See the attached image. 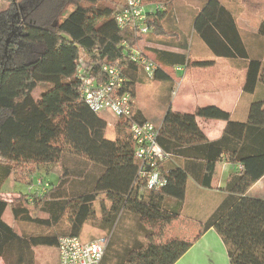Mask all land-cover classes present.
Masks as SVG:
<instances>
[{
	"label": "trees",
	"instance_id": "obj_1",
	"mask_svg": "<svg viewBox=\"0 0 264 264\" xmlns=\"http://www.w3.org/2000/svg\"><path fill=\"white\" fill-rule=\"evenodd\" d=\"M104 1L53 0L50 16L28 24L9 46L7 55L13 54L3 55L0 62V259L5 264H35L37 247L56 248L62 236L80 237L90 221L110 231L125 215L137 220L179 216L188 180L211 188L217 164L225 161L240 169L227 178L223 190L228 196L205 220L203 230L212 227L220 236L229 264H264V200L246 195L264 174V103L253 102L245 122L232 121L228 112L211 105L191 113L167 110L157 139L170 156L160 166L166 184L157 190L144 189L135 183L137 162L129 133L132 123L146 121L140 111L133 104L130 119L115 118L114 139L110 140L105 136L107 119L91 111L77 91L79 59L85 61L87 75L97 80L103 78L104 63L119 66L126 78L125 90L133 98L136 84L142 81L134 77L140 68L127 55L130 48L139 46L142 36L119 28L115 12L120 4L111 8L101 5ZM143 1L165 4L163 11L150 15L149 33L161 39L174 37L161 24L172 0ZM66 4L73 10L58 25L52 24ZM0 22L10 27L7 11L0 13ZM193 30L215 57L247 59L234 18L219 0H204ZM259 32L264 36V23ZM22 44L39 49L30 52L29 60L18 63L13 55ZM184 50L186 53L151 50L157 68L150 80L170 79L161 65H213L212 61H191L187 48ZM246 67L243 91L251 94L258 83L264 84V68L259 60H249ZM144 78L147 80L146 75ZM39 85L46 90L36 100L31 93ZM197 118L226 122L222 137L208 141ZM64 158L83 167L70 168ZM24 166H43L57 176V182L32 193L13 191L6 199L4 184ZM98 195H103L100 217L95 210ZM8 205L14 220L33 231L18 234L3 221ZM191 245L177 240L111 245L109 238L100 264H174Z\"/></svg>",
	"mask_w": 264,
	"mask_h": 264
},
{
	"label": "crops",
	"instance_id": "obj_2",
	"mask_svg": "<svg viewBox=\"0 0 264 264\" xmlns=\"http://www.w3.org/2000/svg\"><path fill=\"white\" fill-rule=\"evenodd\" d=\"M202 1L204 2V0ZM203 2L196 7H192L189 3L172 0L170 7L161 20V24L174 37H170L172 41L169 43L167 40H164L167 37H162V41L158 40L161 37H156V41H153L150 37L151 33H148L144 35L148 38L145 46L147 50L150 53L153 49L172 53H184V48L186 47L185 41L191 34L194 35L196 33L193 30V21L201 9ZM219 2L234 18L247 59L224 58L222 63H218L219 57H215L212 52V58H209V60H199L201 56H194L196 58L193 59L190 57L191 52L189 49L186 50L188 58L191 61H212L213 65L210 67L219 68L220 71H224V86L221 83L217 85L220 88L224 87V90L209 88L203 90L201 93H198L199 90L192 92L190 98L185 100L188 104L186 103L182 106L186 110H181L179 106L178 110L173 112L191 113L197 107L211 105L228 112L232 121L245 122L250 105L256 101L264 103V84L258 83L251 94L243 91L247 74L246 66L249 60H259L262 68H264V36L259 32L260 25L264 23V0H219ZM147 56L149 55L147 54ZM161 66L168 73L169 77V72L184 73L187 69H191L183 66ZM195 68L201 69L199 67ZM141 76L145 77L143 71L141 69L136 70L134 77L140 79ZM219 77L222 78L223 76ZM205 88L207 87L204 86ZM206 96L212 97L218 102H207L209 100ZM134 105L146 121L156 123L157 125L161 124L165 113L169 110L166 108L167 106L162 105L160 115L146 114L137 108L135 97ZM101 114L99 115L102 116ZM196 123L210 142L219 140L226 126V122L224 121L207 118H197ZM238 169L239 165L237 164L225 161L219 162L216 166L211 188L209 189L202 188L194 180L189 179L186 185L182 211L179 216L163 220L142 217L137 220L129 215H125L118 223L116 222L117 224L113 226L108 234L109 238H111V245L116 244L118 236H123L124 244L127 245L126 242L130 238L127 233L131 229L129 228L130 224L134 223L141 234H143L142 238L138 239L141 243L163 244L177 240L192 244L174 264H229L224 242L212 227L204 231L203 223L226 200L228 193L223 190L226 180L229 175L236 173ZM49 180V184H54L50 178ZM44 183L48 184L47 182ZM246 195L251 198L264 200V174L249 188ZM147 232L150 234L147 235ZM120 241L121 239L119 243H122ZM53 249L56 254L54 264H58L57 249Z\"/></svg>",
	"mask_w": 264,
	"mask_h": 264
},
{
	"label": "rangeland",
	"instance_id": "obj_3",
	"mask_svg": "<svg viewBox=\"0 0 264 264\" xmlns=\"http://www.w3.org/2000/svg\"><path fill=\"white\" fill-rule=\"evenodd\" d=\"M179 2L183 3H189L192 5V7H196L202 3V0H178ZM124 0H106L102 2L101 5L111 7V8H117L118 5L123 4ZM8 4L7 2L0 0V13H2L6 8ZM73 10V6L70 4H66L62 11L53 19L52 24L58 25L62 20L66 18V16ZM41 19H38V23L43 22L45 16H40ZM43 17V18H42ZM9 34V27L7 24L0 22V62L3 60L4 55V45L6 43V40H8L10 37ZM153 41H156V37L151 35L150 36ZM147 36H142V38L139 41L138 48L141 53L148 54L150 59H154L155 57L152 53H150L146 46L147 43ZM158 40L162 41V39L158 38ZM157 40V41H158ZM167 42H171L172 40L170 38L166 39ZM187 50L189 49L190 57L195 59L194 56H201L199 60H209L211 57V51L204 45V43L201 41L197 33L194 35L191 34V36L185 41ZM35 46L29 45V44H22L20 46V49L15 52V55H13V58L16 62H22L29 60L31 58L30 52H38L36 50ZM39 49V48H38ZM205 51V53H204ZM201 53H204L203 55H200ZM13 53H9L6 56H10ZM215 58V57H214ZM218 58V57H217ZM224 61V58H220L218 60V63H222ZM170 73V79L169 80H150L147 78V80L141 76L142 81L138 82L135 86V103L138 109L142 110L146 114H153V115H160L162 110V105L167 106V109H170L171 111H177L179 106L181 107V110H186L182 106H184L186 103L188 104L187 99L190 98L192 95V92L198 91V93H201L203 90L206 89H215V90H224L223 88L218 87L220 83L224 86V71H220L219 68H213V67H207V68H195L192 67L191 69H187L184 73L183 72H176V73ZM219 76H223L220 78ZM198 80L197 82H195ZM194 82V83H193ZM193 83V85H191ZM204 86L207 88L204 89ZM46 87L43 85H39L36 87L31 95L34 99L39 100L41 99L43 93L45 92ZM198 95V94H197ZM209 101L207 102H218L216 99L206 96ZM134 99V98H133ZM183 101V103H181ZM180 104V105H179ZM104 118L108 121V127L105 132V136L107 139H114V122L116 121V117L110 115L108 112L101 114ZM156 124V123H155ZM64 164L71 167H83V164L78 163L76 160H72L70 158H64ZM88 169V168H87ZM52 180V182L55 184L57 182V176L52 174L50 171H48L47 168L43 166H24L19 168L12 177L4 184L2 193L4 194L3 197L6 199L10 198L11 193L14 191L18 194H26V193H32L35 190V182L36 180L42 181V183L47 182L50 183L49 178ZM10 194V195H9ZM16 195V194H15ZM13 196V195H12ZM13 198V197H12ZM100 201H103V195H98L97 201L95 203V210L97 217H100ZM105 205L106 202L104 201ZM3 221L14 228L16 232L24 233L29 231H33V228L31 226H27L24 223L16 222L13 218L12 212H11V206L8 205L4 211V214L2 216ZM131 226L129 228L130 231H128L127 235L130 237L126 244L131 245L133 242H139V238H142L143 234H141L140 230L137 228L136 224H130ZM110 231H104L99 228L98 222H87L80 233V239L82 241H93L97 237L108 235ZM118 235V233H117ZM122 235V234H121ZM123 235H125L123 233ZM121 237V238H120ZM118 236L117 240L122 242L121 244H124L125 241L123 240V236ZM123 238V239H122ZM56 259V254L53 248L48 247H37L35 249V264H54ZM0 264H5V262L0 259Z\"/></svg>",
	"mask_w": 264,
	"mask_h": 264
},
{
	"label": "built area",
	"instance_id": "obj_4",
	"mask_svg": "<svg viewBox=\"0 0 264 264\" xmlns=\"http://www.w3.org/2000/svg\"><path fill=\"white\" fill-rule=\"evenodd\" d=\"M164 3H147L143 0H124L115 12L119 28H128L136 36L148 34L151 27L148 19L152 13L163 11ZM127 55L136 66L152 79L156 63L141 53L138 48H130ZM103 78L97 80L87 75V65L83 59L77 61L75 79L77 91L91 111L96 114L108 112L116 118L130 119L134 99L125 90L126 78L116 64L101 66ZM160 125L150 121L132 123L129 129L133 144V156L137 162L135 183L144 189L157 190L166 184V175L160 166L170 156L158 144ZM240 169V168H239ZM35 188L46 186L39 179ZM109 235L100 236L90 242H83L77 236H62L57 242L58 264H100L107 248Z\"/></svg>",
	"mask_w": 264,
	"mask_h": 264
},
{
	"label": "flooded vegetation",
	"instance_id": "obj_5",
	"mask_svg": "<svg viewBox=\"0 0 264 264\" xmlns=\"http://www.w3.org/2000/svg\"><path fill=\"white\" fill-rule=\"evenodd\" d=\"M7 2L8 6L3 12H8L10 21V31L4 47L6 56L9 46L19 38L20 33L28 24L38 23L40 16H45L44 20L50 16L53 0H1ZM43 18V17H42ZM42 20V19H41Z\"/></svg>",
	"mask_w": 264,
	"mask_h": 264
}]
</instances>
